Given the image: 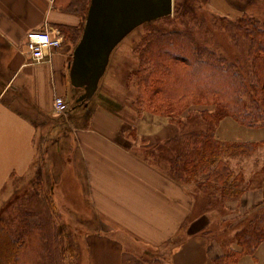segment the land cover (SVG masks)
I'll use <instances>...</instances> for the list:
<instances>
[{
  "label": "crops",
  "instance_id": "obj_1",
  "mask_svg": "<svg viewBox=\"0 0 264 264\" xmlns=\"http://www.w3.org/2000/svg\"><path fill=\"white\" fill-rule=\"evenodd\" d=\"M82 12L73 0H0V205L9 202L12 190L20 193L32 183L49 194L58 183L69 185L82 209L86 205L99 216L94 231L75 226L74 211L60 206L59 191L51 196L58 229L74 237L86 231L81 264L138 263L121 238L140 241L147 250H169L165 264H213L234 247L235 234L247 224L241 222L239 230L232 224L231 239L225 241L202 235L212 224L210 213L190 218L196 198L192 192L199 199L200 193L147 163L146 147L177 133L168 119L139 116L136 109L125 119L102 104L93 105L94 99L78 101L82 91L71 85L70 65L83 32ZM38 30L58 33L62 44L46 62L34 64L26 37ZM57 98L64 100V113L55 108ZM260 135L251 131L248 140L259 141ZM46 168L49 178L36 180L46 176ZM263 169H237L236 174L243 173L236 183L241 194L226 204L229 213L223 220L250 219L251 207L252 214L256 206H264L263 190L243 188L250 172ZM238 264H264V243Z\"/></svg>",
  "mask_w": 264,
  "mask_h": 264
},
{
  "label": "trees",
  "instance_id": "obj_2",
  "mask_svg": "<svg viewBox=\"0 0 264 264\" xmlns=\"http://www.w3.org/2000/svg\"><path fill=\"white\" fill-rule=\"evenodd\" d=\"M73 1L87 16L91 0ZM188 2L178 3L175 15L191 14ZM166 20L173 22L170 17ZM221 23L231 41L236 43L241 37L247 42L249 73L197 45L186 29L152 28L136 48L139 66L133 79L138 113L165 117L177 130L172 137L148 145L146 161L175 182L198 187L204 204L199 210L194 203L192 210L198 209L194 215L191 210V220L222 209L240 196V191L236 192L240 180L231 160L264 146V138L234 143L218 136L226 119L264 135V20L244 11L237 19L222 17ZM36 180L42 179L39 176ZM31 185L17 192L16 200L0 215V264H81L83 236H67L58 229L52 199L57 190L61 195V189L73 197L74 189L58 183L49 194L44 187ZM205 230L202 235L210 234ZM263 243L264 207L260 204L247 226L235 234L234 247L213 264H238L243 257L254 256ZM159 256H138L136 264H164Z\"/></svg>",
  "mask_w": 264,
  "mask_h": 264
},
{
  "label": "rangeland",
  "instance_id": "obj_3",
  "mask_svg": "<svg viewBox=\"0 0 264 264\" xmlns=\"http://www.w3.org/2000/svg\"><path fill=\"white\" fill-rule=\"evenodd\" d=\"M182 1L184 0H174L173 14L170 16V20H173V22H167L166 18H163L145 23L132 31L119 43L111 54L106 73L101 79L97 93L93 98V105L102 104L116 116L125 119H131V114H133L134 109H136L138 113L134 103L136 98V85L133 79V74L139 66V57L136 54V48L147 31L155 27L166 31L190 30L197 45L225 57L230 63L236 64L237 67L241 68L245 73L250 72L247 64V42L241 37H238L239 39H237L236 43L231 41V39H229V34L221 23V18L229 17L231 19H237L242 15V12L248 11L255 13L259 19L264 20V0H188L187 8H192L193 11L190 15L184 13V15L179 18L175 15V8L176 5ZM98 105L97 107H99ZM223 123L222 130L220 128L221 125L218 130L220 139L224 140L228 137V139H232L234 143L243 142L244 140L246 142L250 141L248 140L250 138L248 133H251V131L238 127L232 120L226 119L222 124ZM225 126H227V128H225ZM259 137L263 139L264 135H260ZM233 165L235 176L237 180L240 181L241 176L243 177V173H236L237 169L242 167V165L248 168V170L257 166L260 168L264 167V146L257 147L256 151L252 154L235 158ZM47 172L46 168V176H40L42 180L49 178L47 177ZM250 174L253 175L245 181L246 187L244 185V190H249V192L263 190L264 194V169L263 171H252ZM191 185H193V190L199 193L197 186L194 183H191ZM238 190L239 188H236V192ZM60 191L61 198H64L60 206H62L63 209H67L69 212L72 210L74 211V225L77 226L82 224L88 228L87 230L94 231L93 228L96 226L99 216L94 215L92 208L87 209L86 205H84L82 209L83 205L81 206L80 203L76 202L71 195H66L63 189ZM192 194L196 196V198H194L195 207L198 206L200 210L202 208L200 206L204 203L197 197L199 194L193 192ZM16 195H18L16 189L14 192L12 190L11 195H9V202L0 205V215L9 205L8 203L16 200ZM238 198L239 197L236 196L234 199L237 200ZM252 208L253 207H251V210L248 212L249 216L252 215ZM197 209L194 208L192 210V215L197 212ZM209 213L211 215L210 221L212 224L207 230L211 233L212 237H217L223 241L231 239L230 234L233 230L231 229L232 224H234L235 229L239 230L241 222L243 223L241 226L245 227L249 220L243 219L244 221H239L238 218H235L233 221L223 220L222 217H224L226 213H229L227 207L213 210ZM207 221L209 222V220ZM222 221H226L227 223H222ZM204 222H206V220L203 221V223ZM85 232V230L82 231V236ZM121 241L125 246V250L133 252L135 256L146 255L148 258L152 255L153 258H155L156 255L159 254V258L164 264L169 260V250L165 251L153 246L147 250L146 247H141L143 244H141L140 241L134 240L133 243L127 238H121ZM128 251H126L127 254ZM67 264L72 263L67 262Z\"/></svg>",
  "mask_w": 264,
  "mask_h": 264
},
{
  "label": "water",
  "instance_id": "obj_4",
  "mask_svg": "<svg viewBox=\"0 0 264 264\" xmlns=\"http://www.w3.org/2000/svg\"><path fill=\"white\" fill-rule=\"evenodd\" d=\"M174 0H91L81 39L70 65L78 101L93 99L119 43L139 26L170 17Z\"/></svg>",
  "mask_w": 264,
  "mask_h": 264
},
{
  "label": "built area",
  "instance_id": "obj_5",
  "mask_svg": "<svg viewBox=\"0 0 264 264\" xmlns=\"http://www.w3.org/2000/svg\"><path fill=\"white\" fill-rule=\"evenodd\" d=\"M61 36L49 30H39L31 32L26 38V49L30 59L35 64L45 62L51 57V52L61 46ZM57 111L62 112L65 109L64 101L61 98L55 100Z\"/></svg>",
  "mask_w": 264,
  "mask_h": 264
}]
</instances>
